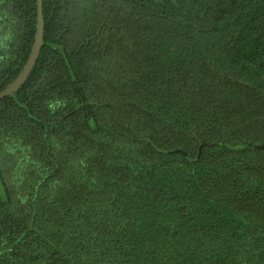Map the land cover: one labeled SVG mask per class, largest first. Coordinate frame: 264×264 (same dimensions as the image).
Segmentation results:
<instances>
[{"label": "trees", "instance_id": "trees-1", "mask_svg": "<svg viewBox=\"0 0 264 264\" xmlns=\"http://www.w3.org/2000/svg\"><path fill=\"white\" fill-rule=\"evenodd\" d=\"M43 14L0 99V264H264V0ZM36 15L0 0V90Z\"/></svg>", "mask_w": 264, "mask_h": 264}, {"label": "water", "instance_id": "water-1", "mask_svg": "<svg viewBox=\"0 0 264 264\" xmlns=\"http://www.w3.org/2000/svg\"><path fill=\"white\" fill-rule=\"evenodd\" d=\"M43 37H44L43 0H37L36 32H35V38L31 51L28 55V58L24 66L22 67L16 78L9 85H7L5 88L0 90V99L8 96H13L25 83V81L31 74L40 55L43 46ZM206 145L209 144L202 143L199 150H201V148ZM254 146L264 149V144L257 143ZM0 191L3 193V186L1 180H0Z\"/></svg>", "mask_w": 264, "mask_h": 264}]
</instances>
